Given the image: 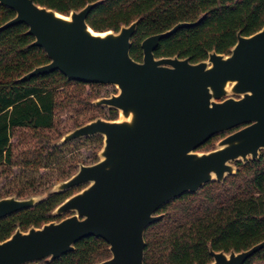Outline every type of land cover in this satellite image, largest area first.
Returning a JSON list of instances; mask_svg holds the SVG:
<instances>
[{
  "label": "water",
  "instance_id": "1",
  "mask_svg": "<svg viewBox=\"0 0 264 264\" xmlns=\"http://www.w3.org/2000/svg\"><path fill=\"white\" fill-rule=\"evenodd\" d=\"M99 2L62 15L34 0H0L15 16L0 31L24 24L49 63L17 82L58 71L67 81L112 86L116 92L89 104L115 110L117 118L97 117L50 143L59 147L100 136L98 160L79 162L77 171L42 194L0 199V220L34 207L49 195L83 187L53 209L70 214L26 231L17 228L0 242V264L51 262L75 251L82 239L107 245L110 258L99 264H143L144 233L157 212L185 194L236 173V162L264 155V26L251 36L237 34L228 55L210 52L205 61L155 58L159 42L190 23L150 36L141 43L142 60L130 57L139 20L117 32H96L87 17ZM201 17L199 20H201ZM227 134L208 151L207 141ZM264 249V240L229 253L209 246V264H244Z\"/></svg>",
  "mask_w": 264,
  "mask_h": 264
},
{
  "label": "trees",
  "instance_id": "2",
  "mask_svg": "<svg viewBox=\"0 0 264 264\" xmlns=\"http://www.w3.org/2000/svg\"><path fill=\"white\" fill-rule=\"evenodd\" d=\"M42 7L62 15L78 11L87 4L99 2L91 9L87 24L96 32H117L139 20L131 39L130 57L141 62L144 39L164 33L178 23L193 24L162 39L154 51L155 58L178 57L191 63L205 61L210 52L228 55L237 41V34L248 37L264 26V0H34ZM14 12L0 5V26L11 20ZM203 17L201 20H199ZM33 37L27 26L18 24L0 31V182L12 177L13 169L39 172L57 167L58 181L66 180L78 169L77 163L64 150V145L50 143L62 135L57 113L69 111L71 131L99 115L108 120L117 112L89 103L103 97L104 86L70 82L58 71L17 82L34 68L46 65L45 52L32 46ZM94 88L84 91L83 87ZM21 133V134H18ZM30 143L32 147L14 154L12 138ZM220 138L214 137L198 150L208 151ZM85 143L99 148L101 137L87 138ZM91 158V157H90ZM90 158L85 159L90 160ZM92 163V162H91ZM77 165V166H76ZM236 173L222 183L211 182L195 194H185L162 207V218L144 233L143 264H209L214 252H241L264 240V155L246 164L236 162ZM15 191L0 187V198L16 193L26 197L39 190L25 180ZM72 189L49 195L38 205L22 210L0 221V242L18 227L26 231L39 228L63 217L51 212L72 194ZM42 192V191H41ZM75 251L51 262L37 264H99L110 258L108 245L100 238L88 237L75 244ZM244 264H264V249Z\"/></svg>",
  "mask_w": 264,
  "mask_h": 264
},
{
  "label": "rangeland",
  "instance_id": "3",
  "mask_svg": "<svg viewBox=\"0 0 264 264\" xmlns=\"http://www.w3.org/2000/svg\"><path fill=\"white\" fill-rule=\"evenodd\" d=\"M83 89L86 92L94 91L93 90L94 88L88 87V86L83 87ZM102 91L106 92V94L104 95L105 97H109L110 94H113L116 92L115 88L112 86H104V89H102ZM69 111L66 110V111H61L57 113V116L60 117V121H61L60 129H62V132H61L62 134L67 132L63 130V126H65L66 129L69 128L72 125V120L73 119L75 120L74 117H76V114L75 115L70 114ZM71 117H73V119H71ZM98 117H102V116L99 115ZM18 134H21V133L18 132ZM25 137H27V141L19 140L20 138L18 139L17 135H15L14 138H12L11 142L13 145V152L15 155L18 154L19 152L26 151L27 149L32 147V144L34 143L35 140L32 141V143H30L31 141L30 139H28V136L25 135ZM84 140L85 139L68 143L64 145V150H67L70 147V149L66 152V155H69V159L72 158V160L82 158L84 161L85 159L91 157L90 160H86L85 162L82 161L84 164L89 165L91 164V162H95L98 160L97 153L100 150L101 146L99 148H96L95 145H90L89 143H85ZM201 151H205V150H201ZM60 172L61 171L57 167L56 168L52 167L50 169L47 168V170H41L36 173L34 172L29 173V172L14 168L12 177H10L9 180H6V181L2 180L0 182V187L1 185L5 184L4 188H9L15 191V185L16 183L17 184L19 183L16 181L24 182L25 180H28V181L33 182L34 185L37 186V189L39 191H46L51 186H53L56 182H58L59 177H60Z\"/></svg>",
  "mask_w": 264,
  "mask_h": 264
},
{
  "label": "flooded vegetation",
  "instance_id": "4",
  "mask_svg": "<svg viewBox=\"0 0 264 264\" xmlns=\"http://www.w3.org/2000/svg\"><path fill=\"white\" fill-rule=\"evenodd\" d=\"M103 97H105V96H103ZM226 135H227V134L221 135L219 139L225 137ZM94 137H96V136H94ZM98 137H100V136H98ZM92 138H93V137H92ZM88 139H89V138H88ZM101 139H102V138H101ZM219 139H218V140H219ZM101 146H102V144H101ZM198 151H199V150H198ZM95 162H96V161H95ZM95 162H92L91 164H93V163H95ZM77 164H78V163H77ZM85 165H87V164H85ZM76 166H77V165H76ZM77 167H78V166H77ZM82 188H83V187H79V188H76V189L80 190V189H82ZM44 192H45V191H42V192L39 191L38 193H35V194H42V193H44ZM13 194L16 195L17 199H24V198H27V197L31 196V195H29V196H26V197H23V198H22V197H19L16 193H12V194H10V195H8V196H11V195H13ZM32 195H33V194H32ZM8 196H7V197H8ZM4 198H5V197H4ZM0 199H3V198H0ZM13 215H14V214H13ZM11 216H12V215H11ZM68 216H70V214H65V215H63V216H61V217L65 218V217H68ZM8 217H9V216H8ZM6 218H7V217H6ZM63 218H62V219H63ZM4 219H5V218H4ZM2 220H3V219H2ZM60 220H61V219H60ZM60 220H58V221H60ZM0 221H1V220H0ZM17 228H18V227H17ZM17 228H16V229H17ZM16 229H15V230H16ZM15 230H14V231H15ZM13 233H14V232H13ZM13 233H12V234H13ZM12 234H11V235H12ZM11 235H10V236H11Z\"/></svg>",
  "mask_w": 264,
  "mask_h": 264
}]
</instances>
